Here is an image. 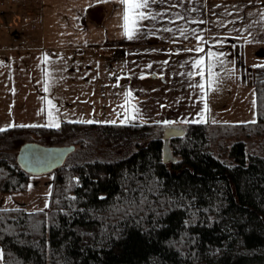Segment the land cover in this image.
<instances>
[{"label":"trees","instance_id":"trees-1","mask_svg":"<svg viewBox=\"0 0 264 264\" xmlns=\"http://www.w3.org/2000/svg\"><path fill=\"white\" fill-rule=\"evenodd\" d=\"M255 95V123H186L172 142L175 162L163 161L161 124H102L156 135L125 157L54 170L43 211L0 208L3 264H264V154L249 153L242 139L231 145V162L214 149L239 129L264 134V64ZM97 125L31 128L54 135ZM25 128L4 129L0 140ZM5 153L0 191L26 190L31 174Z\"/></svg>","mask_w":264,"mask_h":264},{"label":"crops","instance_id":"crops-1","mask_svg":"<svg viewBox=\"0 0 264 264\" xmlns=\"http://www.w3.org/2000/svg\"><path fill=\"white\" fill-rule=\"evenodd\" d=\"M24 1L26 6H30L28 13L35 17L33 26L41 31V42L35 47H13L0 43V129L21 125H46L48 123L47 104L42 99L45 96L49 99L55 97L53 103L60 110V126L67 121H89L85 117H88L89 111L95 110L93 109L95 101H92L91 98L93 97V90L90 87L92 85L85 81L86 92L81 93L84 98L80 101L73 97L74 94L65 85L62 88L58 82L60 69L58 68V71L56 69V59L60 56L63 62L68 61V58L72 56L78 58L77 63L79 65L81 63V66L85 65L86 68L90 67V63L94 61L95 57L100 59L101 63H98V69L101 78L102 74L107 75L105 93L100 94L99 102L96 103L103 108V122L101 123L113 124L109 121H115L114 124L119 125L156 124L159 121L160 123L157 124H161L163 127L165 125L162 122L170 120L177 121L171 125L185 127L186 123H179V121L199 119L198 114L201 113L205 122L211 123L253 121L242 120L249 114L251 115L252 111L246 105L245 108L241 105L247 98L243 97V91H246L240 81L244 79V75L241 76L244 70H241V67L237 65L239 63L237 56L239 54L243 57L249 56L253 62L258 60L251 63L250 70H248L252 78L251 83L255 85V69L264 64V26L254 25L253 36H248L247 32H244L243 37L240 32L232 31V28H242L244 24L258 19L256 16L249 17L247 14L249 12L256 13L259 9L264 8V0H252L251 4L248 0H198L196 3L185 4V8L195 7L197 9L196 12L188 14L189 19L203 18L209 23L200 25L185 24L184 21H179L178 24L188 27L189 30L192 28H196L198 32L205 30L203 34L208 38V44L204 45L205 50L211 48L217 54L224 53L221 57L224 63L217 64L214 71L219 75H223L222 72L226 73L236 86L235 95L237 92L240 93V96L235 97L236 100L234 99L233 102L240 109L235 107L238 115L234 116L233 113L227 117L217 116L220 115L218 110L220 111L222 106L219 105L220 102L216 98L214 101H217L215 118L212 115V108H210L212 95L207 86V68H205L203 81L198 76L194 80H189L187 76L180 75V73L194 71L191 68L192 60L205 54L183 51L185 48L196 46L197 42L190 34L189 39L185 40L178 32L174 35L162 30L164 27H176V25L166 23L167 15L156 21H143L142 31L134 40L130 41L122 34L123 29L120 27L122 6L119 0H105V2H98V0ZM217 5H227L228 9L216 7ZM232 5H236L237 8L233 9ZM152 7L153 11L163 12L168 8V5L161 3ZM179 11L183 12L184 9H179ZM226 11H231L233 15H226ZM237 14L244 17L243 23L237 19ZM232 19H237L235 25L228 23ZM25 21L31 22L32 19L27 15ZM219 21H222L223 24L218 23ZM154 28L161 30L154 32ZM214 37L222 43H218ZM237 37L241 38L237 39ZM16 53L23 54L19 57V68H16L14 62ZM28 54L36 55L38 58L48 54L51 64L55 63L54 69L48 70L55 81L49 93L43 91L46 77L42 68L39 70V81L34 84L37 85V90L35 87L31 88L32 84L29 78L32 74L30 70L25 69L26 62L22 59ZM205 60L207 63L206 55ZM164 61H168V63L165 64ZM185 61L188 63L181 67ZM148 64H152L151 69L146 67ZM44 67L46 68V65ZM88 74L89 69L83 73L85 77ZM141 75L145 78L141 79ZM52 79L49 80V83H52ZM200 82H204L206 85L203 92L189 86L191 83ZM89 89L92 91L91 94H89ZM128 90L133 91L135 99L126 102L124 93ZM224 102L228 107V101L225 99ZM131 104L140 107L142 118L122 124V113L125 108L121 105L130 107ZM205 104L207 108H205ZM32 107L34 108L33 112H31ZM71 107L76 111L67 112ZM42 108L45 109L44 112H40ZM67 114L71 116H66ZM42 119L43 122H40ZM52 182L53 176L50 173L31 175L29 184L31 187L28 186L26 190L20 192L0 191V208L45 209V205L49 204L50 195L48 193L52 190ZM9 197L11 199H8ZM0 250H2L1 247ZM0 264H3V259L0 260Z\"/></svg>","mask_w":264,"mask_h":264},{"label":"rangeland","instance_id":"rangeland-1","mask_svg":"<svg viewBox=\"0 0 264 264\" xmlns=\"http://www.w3.org/2000/svg\"><path fill=\"white\" fill-rule=\"evenodd\" d=\"M28 9H30V6H26V2L24 0H0V43H5L13 47H35L40 44L41 31L33 26L35 17L34 15L28 13ZM27 15L31 17V22L25 21V17ZM20 55L23 54H14L16 68L20 67L18 66ZM43 56L44 55H41L38 58L36 55L28 54L22 58L26 62L25 69L30 70L32 74L31 78H29V81L32 84L31 88L35 87L36 89L37 85L34 84L35 82L37 83L39 81L38 76L40 72L39 70L41 68V70H44V66L46 65L47 70L54 69L53 65L55 63L51 64V60L47 64L42 63ZM61 59V56L56 59V69L57 71L58 68L60 69L58 73L60 76L58 77V82H60L62 88H64L63 86L65 85L67 89L74 94L73 97L80 101L82 98H84L81 93L86 92L85 81L89 82V85H92L90 86L93 90V97L91 98L92 101H95L93 104V109L95 110L91 112L89 111L88 117L85 118L87 120L94 121V123H98V125L94 127L70 128L67 129L63 134L54 135L31 127L25 128L23 130H12L4 137V140H0V148L8 152L5 153L7 157L10 159L13 158L14 161H17L16 157L19 148L27 141H35L44 145L55 146H67L75 144L76 149L67 157L63 165L66 167H74L76 165L83 164L86 161H113L115 159L125 157L131 152L137 150L138 145H144L156 135V130L154 128L141 129L126 135L122 133L120 129L107 130L103 128L102 124L104 123H101L103 122V108L101 105L96 103L99 102L100 94L102 92L105 93L107 87V75L102 74L101 78L98 69V63L100 62V59L95 57L94 61L90 63L91 65L89 68H86L85 65L81 66V63L79 65L77 63L78 58L73 56L69 57L68 61L66 60V62H63ZM237 60L239 61L237 65L241 67V70H244L241 74V76L244 75V79L240 82L243 84V89H245L247 92L246 93L243 91V97L244 99H247L245 101L243 100L241 105L244 106V108L246 105L252 111L251 115L249 114L247 118H243L242 120H256V107H253V99L256 100V95L254 96L255 85L251 83L252 78L248 70H250V64L257 62L258 60L253 62L249 56L243 57L240 54L237 56ZM67 64L68 66H65ZM240 67H238L239 70ZM88 69L89 74L87 77H85L83 73H85V71ZM222 74L223 75H219L218 73L216 81L212 85V90H210L212 95V103L210 108H212V115L214 118L217 114L215 109L217 101H219V105L222 106L220 111L217 109L218 114H220L217 116L227 117L233 113L234 116L238 115L236 112V108L238 107L233 102L234 99L236 100L235 97L240 96V93L237 92L235 95L236 86L234 85L233 80L228 77L226 73L222 72ZM237 91H239V88H237ZM91 93L92 91L89 89V94ZM88 96L90 97V95ZM216 98H218V100L214 102ZM225 99L228 101V107H226V103L224 102ZM33 111L34 108L32 107L31 112ZM75 111L76 110L71 107L67 112L72 113ZM66 116L71 115L67 114ZM40 122H43V119ZM236 134L237 135H234L233 137L225 139L226 142H224L223 145H221L219 142L214 145L215 152L220 158L229 162L232 161V157L230 156L231 145L237 139L246 141L247 150L249 153L258 152L264 154V134L256 135L254 133V129L252 128L239 129L237 130ZM172 148L174 150L173 143ZM174 154L179 156L175 151ZM50 174L54 178V172H50Z\"/></svg>","mask_w":264,"mask_h":264},{"label":"snow or ice","instance_id":"snow-or-ice-1","mask_svg":"<svg viewBox=\"0 0 264 264\" xmlns=\"http://www.w3.org/2000/svg\"><path fill=\"white\" fill-rule=\"evenodd\" d=\"M98 2H105V0H98ZM198 0H119V3L122 6V12L120 14L122 23L120 27L123 29L122 34L128 39V40H134L137 35L142 31L143 21L151 20L156 21L158 18L163 19L166 15L168 16V19L166 23L176 25L175 28L173 27H164L162 30L164 32L173 33L175 35L176 32L179 33L181 37H183L185 40L189 39V34L195 38L196 40V46L195 47H189L185 48L183 51L191 53L195 51L196 53H203L207 57V63L205 60V55H200L199 58H194L191 62V68L194 71H189L187 73H180V75L187 76L189 80H194L195 77H200L201 80H204L205 77V68H207V86L209 90H212V85L216 81V77L218 76V73L214 71V69L217 67V64L222 65L224 61L221 59V57L224 55V53L217 54L216 51H213L211 48H209L207 51L205 50L204 45L208 44V38L204 36L205 30L197 31L196 28H192L189 30L188 27H185L183 25L178 24L179 21H184L185 24H206L209 23L208 21L204 20L203 18H191L189 19V13H194L197 11L195 7L193 8H185L186 3H196ZM249 4L252 3V0H248ZM167 4L168 8L161 12V11H153V5L157 4ZM216 7H223L226 10L228 9L227 5H217ZM184 9L183 12L179 11V9ZM233 9H236V5H232ZM175 9L176 11L172 12L171 10ZM171 13V14H169ZM238 13V10H237ZM226 15H233L231 11H226ZM249 17L256 16L258 19H253L251 23L244 24L242 28H232V31L240 32L241 37H243V33L247 32L248 36H253L252 29L254 25L260 24L261 26H264V8L259 9L256 13L249 12L247 14ZM237 19L243 23L244 17L239 16L237 14ZM237 19L229 20L228 23L235 25L237 23ZM221 25L223 24L222 21H219ZM161 29L154 28L153 31H160ZM210 32V30H207ZM237 37V39L241 38ZM214 39L217 40L218 43H222L219 41L218 38ZM246 39V37H245ZM252 42V41H247ZM50 61V57L48 54H44L42 57V63L47 64ZM165 64L168 63V61H164ZM188 61H185L184 64L181 65V67H184ZM148 69L152 68V64H148L146 66ZM44 74L46 77V80L43 85V91L45 93H49L51 90V87L55 83L54 79H52V74L47 70L44 69ZM141 79L145 78L143 75L140 76ZM52 79V83H49V80ZM119 86V85H116ZM192 88H198L201 90V92L205 89V83H191L189 85ZM255 96V93H254ZM124 97L126 102L131 101L135 99L133 91L128 90L124 93ZM46 101L47 104V116H48V123L44 126L46 127H60V121H59V114L60 110L59 107L53 103L55 97L53 96L51 99H49L47 96L42 98ZM203 99V97H202ZM121 107L125 108V111L122 113L123 120L121 121L122 124L129 123L131 121L141 119L142 118V112L138 105L131 104L130 107H125L124 105H121ZM253 107H256V100L253 99ZM205 108H207V105L205 104ZM45 109H41L40 112H44ZM200 116L199 119H184L179 121V123H203L205 122L203 114H198ZM70 122H76V121H70ZM177 121H170V120H164L162 123L167 126L171 125L173 123H176ZM86 123H94V121H87ZM109 123H115V121H109ZM157 123H160L157 121ZM251 123H255V120L251 121ZM29 126H39V125H21L20 127H29ZM0 131H4V129H0ZM31 187V186H29ZM48 195H51V191H49ZM8 199H11L9 197ZM45 207H48L46 204ZM4 209H0V211H3ZM43 211V210H40ZM3 259V252L0 250V260Z\"/></svg>","mask_w":264,"mask_h":264},{"label":"water","instance_id":"water-1","mask_svg":"<svg viewBox=\"0 0 264 264\" xmlns=\"http://www.w3.org/2000/svg\"><path fill=\"white\" fill-rule=\"evenodd\" d=\"M181 125H167L162 127L163 161L175 162L172 142L186 133ZM76 149V145L55 146L44 145L35 141H27L21 145L17 153L18 165L31 175L50 173L64 165L67 157Z\"/></svg>","mask_w":264,"mask_h":264}]
</instances>
